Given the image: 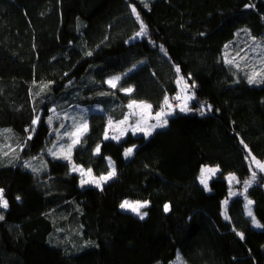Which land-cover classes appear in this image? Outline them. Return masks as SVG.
<instances>
[{
  "label": "trees",
  "instance_id": "obj_1",
  "mask_svg": "<svg viewBox=\"0 0 264 264\" xmlns=\"http://www.w3.org/2000/svg\"><path fill=\"white\" fill-rule=\"evenodd\" d=\"M140 21L147 35L135 38ZM242 32L264 41V0H0V138L16 147L0 154V264H264V173L246 190L260 227L241 196L222 212L225 176L241 185L248 158L264 160V77L249 83L225 54ZM180 77L189 111L175 107L148 137L105 139L129 102L158 111ZM77 106L101 109L80 116L71 162L55 159L62 119L49 111ZM72 165L115 175L80 187ZM203 165L219 168L208 189ZM125 199L148 202L143 219Z\"/></svg>",
  "mask_w": 264,
  "mask_h": 264
},
{
  "label": "rangeland",
  "instance_id": "obj_2",
  "mask_svg": "<svg viewBox=\"0 0 264 264\" xmlns=\"http://www.w3.org/2000/svg\"><path fill=\"white\" fill-rule=\"evenodd\" d=\"M241 34L243 35V38H242L241 41H239L240 44L237 41H235V43H231L227 47V50L225 52L226 58H228V60H231L232 63L237 68L242 69L243 71H245L246 74L248 75V77H250V76L253 77L254 78V82H259L260 80H262L261 77H264V41H254L246 33L242 32ZM139 37L135 35V38H139ZM117 76L120 77V75H113V76L109 77L106 80L107 83H108V81L112 80L113 77H117ZM116 84H117V82H116ZM178 85H179L180 92H179V94H176V95H187L186 92H184V93L181 92V89L184 88V84L180 83ZM169 100H170L171 104L173 105L172 99H169ZM131 102H129L127 104L126 110H125L124 115H123V117L121 119H118V120H114L113 119V120H111L112 121L111 125L108 122L106 130H105V133H104L105 135L107 134L108 138L109 137L110 138L118 137V139H121L128 132H130L132 134H143L145 137L150 136V135H145V133L142 132V131H136L135 130V125H136L137 121H139L141 119V114L142 113L145 114V116L147 118V113L149 111L151 113V117L152 118H147V123L149 125L156 124L157 120L154 117H155L156 112H158L160 110L153 111L152 109L148 110V109H142V108H138V107H134V108L130 109V108H128V105ZM136 102H137V104H140V103L149 104V103H147L145 101H136ZM163 107L165 108V112L166 113H170V114L166 115L165 117H163V119H166L167 116L172 115L174 113V111H175V107H173V106H172L171 109H168L164 105H163ZM180 107H183V104ZM180 107H178L176 109L180 111ZM188 108H189V101H188ZM100 109H101L100 106H95V107L92 106V107H89L88 109L81 108V107L77 106V109L75 108V109H73V111L71 109H67L64 112L57 114L58 111L54 112V109L51 108L50 111H49L50 117L51 118H60L62 120H56L57 121V125L56 124L51 125V129L53 130V132H55L56 130L59 131V132H55V141L51 144V146L49 148L53 152H55L56 155H53L52 152H50V151H49V155L52 156L55 159H60V160H65V161L71 162V151H72L73 147L76 144L72 146L70 152H69V149H68V145L72 144V141H73V139H76V136H71L70 137V136L66 135V133L77 132V129L79 128L80 131L77 134H78L79 139H80L81 135L85 132V130H83V126L86 125V128H87L86 121H83L84 118H80V116L83 115V117H85V113L91 112V111H98ZM189 110H190V108H189ZM132 113H135V115H132ZM125 116H128V120L126 121V123L120 124V121L124 120ZM61 125H63V127H61ZM156 128H159V127H156ZM61 131H63V132H61ZM7 136H8V134H4L3 133L1 135V138H0V146L1 145L3 146L0 149V154L2 156H7V155H9V153L10 154H14L16 152V147H11V145H12L11 139L8 138ZM113 139H115V138H113ZM54 145H56L55 148L53 147ZM130 148L133 149V147H130ZM125 152H126V150H125ZM65 156H69L70 159H66ZM255 160L261 162L262 164H264V160H257V159H255ZM247 161H248V163L250 165L251 172H255V174H256L255 179L253 180L252 179V175H251V177L246 180V181H251L250 184L245 185V183H242L240 185V183H237L235 181H233L231 184L229 183V180H228L229 175H234L235 176V174L228 173L225 176V178L227 180V183L229 185V191H228L227 196L222 201V212H223V215L226 214V208H227V206L229 204V201L233 197H235V196L243 197L245 205L247 204L248 201H251L246 196V190H247V188L250 185H252L256 181L257 174L264 173V171H261L260 168L254 163L252 156L249 157ZM75 166L78 169L79 168H83L85 170V172L88 170L87 168H84V167L79 166V165H75ZM205 167L218 168L217 166H213V165L212 166L211 165H203V166H201V169L205 168ZM72 169H73V165H72ZM201 169H200L199 177H198L199 183H200ZM111 171H113V170H111ZM218 171H219V168H218ZM73 172H76L79 175V177H80V181H79V186L80 187H85V186L100 187L102 184H104L106 181H108L110 179L109 178V179H107L105 181H101L99 186H97L96 183H91V182L90 183H82V179L87 180V179H90V178L86 177V176L82 178L81 177V173L79 171H73ZM217 172L215 174H206V176L208 178V182H209V180L212 177H214L217 174ZM108 173H105V174H102V175H94L92 173V177H95V178L98 179L100 176H107ZM201 185L204 187L203 184H201ZM238 186H240V187H238ZM263 187H264V185H263ZM225 200L228 201L227 205L224 204ZM125 201H128L130 204H135V203L139 202L141 204H144L145 206L148 204V202H146V201L129 200V199L123 200L122 203H124ZM252 205L253 204L249 205L248 208L245 207V213H246L247 216H249L248 215L249 209L252 212ZM144 207L139 209V213L140 214H144V211H143ZM120 209L123 210V211L131 212V213H133L136 216H140V215L137 214V212H133L130 208H121L120 207ZM251 218H252V222H253V214H252ZM257 224H258V222H257ZM257 224H254V225L257 226ZM178 257L179 256H177L173 260V264H185L180 259V257H179V259H178Z\"/></svg>",
  "mask_w": 264,
  "mask_h": 264
},
{
  "label": "snow or ice",
  "instance_id": "obj_3",
  "mask_svg": "<svg viewBox=\"0 0 264 264\" xmlns=\"http://www.w3.org/2000/svg\"><path fill=\"white\" fill-rule=\"evenodd\" d=\"M132 12L133 14L136 15V19L139 21L140 20V16H139V13L136 12V9L135 7L132 8ZM147 35V26L143 23V21H140V30L136 33V36H145ZM163 50V49H162ZM229 63H232L231 60L228 61ZM176 71L177 73H179L180 69L177 67L176 68ZM120 80V77H113L112 80L108 81L109 85L112 86V87H116V82H118ZM248 82L249 83H253L254 82V78L253 77H249L248 78ZM177 83L180 84V83H183L184 84V88L181 89V92L184 93L187 91V88H188V85H187V82L184 80L183 77H180L178 80H177ZM192 87L194 88L195 85L193 84ZM123 91L127 92V93H131L132 92V89L131 88H126V89H122ZM194 98V94L193 95H177L175 97H173L174 100H177V101H180L182 104H183V107H180V111L184 112V111H188L189 108H188V101L193 99ZM164 106H166L168 109H171L172 108V104L169 100V98L166 96L164 98ZM134 107H138V108H142V109H148L150 110L151 109V105L149 104H144V103H140V104H137L136 101H132L129 105H128V108L132 109ZM204 106L202 105L201 108H203ZM209 109H210V106H208ZM170 113H166L165 112V108L164 107H161L160 111L156 112L155 114V119L157 120V123L156 124H151L149 125L147 123V118H152L151 117V113L150 111L147 113V118L145 116V114H141V119L139 121H137L136 125H135V130L136 131H142L145 133V135H151L152 131L156 128V127H163L167 124V120L166 119H163V117H165L166 115H168ZM132 115H135V113H132ZM39 120V117H37L36 120L33 121V123H37ZM128 120V116H125L124 120L120 121V124H124L126 123V121ZM49 123H51V117L49 118ZM109 124L111 125L112 124V121L110 120L109 121ZM143 125V126H142ZM61 127H63V125H61ZM83 130L86 131V125L83 126ZM80 131V129L78 128L77 129V132H71V133H66V135L68 136H76V139H73L72 141V144L68 145V149H69V152L72 148L73 145H75L76 143L79 142V136H78V132ZM107 134L105 135V139H107ZM115 139H118V137H113ZM54 148L56 147V145L53 146ZM62 147V146H61ZM246 147V145H245ZM50 152H52L53 155H56L55 152H53L51 149H49ZM96 151L99 152L100 151V148L99 146H97L96 148ZM133 149L132 148H129L127 149V151L125 152V155H130L132 153ZM66 159H70L69 156H65ZM253 161L254 163L260 168L261 171H264V164H262L261 162L259 161H256L255 158L253 157ZM109 164L111 166V161H109ZM73 171H79L81 173V177H89L90 179H82V183H96L97 186H99L100 182L101 181H105L109 178H111L113 175H115V170L113 168V171L109 172L107 176H100L98 179L95 178V177H92V170L91 169H88L86 172L83 168H77L75 165H73ZM218 171V168H208V167H205V168H202L201 169V176H200V183L204 185V187L207 189L208 188V178L206 176V174H215L216 172ZM255 172H253L252 174V179L254 180L255 179ZM228 180H229V183L231 184L233 181L239 183V181L237 180V178L234 176V175H229L228 177ZM251 181H245V185H248L250 184ZM246 190V189H245ZM17 199H19V197H17ZM228 201L225 200L224 201V204L227 205ZM252 204V201H248L247 204L245 205L246 208L249 207V205ZM145 205L144 204H141L139 202L135 203V204H130L128 201H125L124 203H122L120 205L121 208H130L133 212H137L138 215H140V218L143 219L144 218V215H146V213L144 214H140L139 213V209L144 207ZM0 207H3V208H7L8 207V201L6 199H4L3 197V190L0 189ZM168 210V206L165 205V211ZM248 215L251 217L252 216V212L251 210L249 209L248 211ZM225 218L227 219V215L225 214ZM0 219H3L2 216H0ZM253 223L254 224H257V222L255 221V218H253ZM260 225L257 224V227H259ZM241 237H242V234H240ZM179 259V257H178Z\"/></svg>",
  "mask_w": 264,
  "mask_h": 264
},
{
  "label": "built area",
  "instance_id": "obj_4",
  "mask_svg": "<svg viewBox=\"0 0 264 264\" xmlns=\"http://www.w3.org/2000/svg\"><path fill=\"white\" fill-rule=\"evenodd\" d=\"M187 95H191V93L189 91H186ZM177 95L172 96L170 99H172V103H173V107H180L182 105V103L180 101L174 100L173 97H175ZM264 188V187H263Z\"/></svg>",
  "mask_w": 264,
  "mask_h": 264
}]
</instances>
